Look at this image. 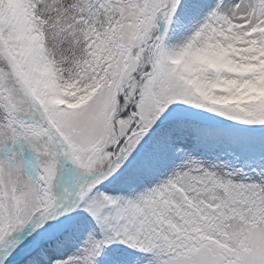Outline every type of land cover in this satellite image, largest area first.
<instances>
[{
	"label": "snow or ice",
	"instance_id": "obj_1",
	"mask_svg": "<svg viewBox=\"0 0 264 264\" xmlns=\"http://www.w3.org/2000/svg\"><path fill=\"white\" fill-rule=\"evenodd\" d=\"M0 264H264V0H0Z\"/></svg>",
	"mask_w": 264,
	"mask_h": 264
}]
</instances>
